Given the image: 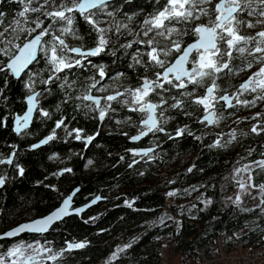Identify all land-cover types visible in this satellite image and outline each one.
Wrapping results in <instances>:
<instances>
[{"label": "trees", "instance_id": "16d2710c", "mask_svg": "<svg viewBox=\"0 0 264 264\" xmlns=\"http://www.w3.org/2000/svg\"><path fill=\"white\" fill-rule=\"evenodd\" d=\"M42 3L43 0H37L32 6L39 7ZM165 3L166 0H125L105 8V15L97 11L94 19L100 28L107 29L104 37L110 46L102 58L55 73L40 53L25 74L17 78L7 68L17 52L12 45L21 46L31 36L24 32L14 39L12 29L23 6L18 0H0V13L4 14L0 18V32L8 29L5 38L12 41L9 55L0 52L3 69L0 70V160L6 161L0 163V177L6 179L0 188V232L47 214L72 188L80 187L76 199L83 204L97 195L102 197L81 214H70L56 222L46 234L25 233L14 239V243L48 242L54 252L65 249L69 242L85 243L83 248L65 251L58 262L45 260L44 264H160L164 244L172 257L190 258L197 256L200 249L211 247L218 234L225 236L230 249L253 245L264 251V203H261L264 196L260 192V202L250 207L227 198L241 182V171L237 173L236 169L264 160V131H251L254 125L264 128V100L255 99L258 93L242 94L240 100H255L254 105L236 104L219 111L217 122L209 125L202 120L203 105L194 103V99L205 95L211 80L206 79L200 86L189 84L186 89L165 83L167 91L158 88L150 95L158 103L161 97L167 100L164 111H160L165 133L158 132L147 139L148 144H157L154 157L134 164L129 158L131 137L143 127L140 122L129 120L134 113L128 110L129 104L123 103L131 98L126 90L140 87L144 78L156 79L155 73L161 69L149 63L146 55L149 49L138 50L128 45L132 34L143 31L141 23ZM37 18L43 21L42 27L52 24L50 18L35 12L28 13L22 26L35 28ZM206 19L202 17L200 21ZM60 26L54 25L44 41L61 35ZM73 28L78 38L62 36L65 42L85 48L98 44L99 33L78 13ZM131 30L135 32L130 33ZM39 31L36 29V33ZM3 47L0 43V48ZM67 55L82 59L75 53ZM176 55L172 53L168 61ZM246 63L247 60L237 56L232 61V72L225 70L217 79V91L233 92ZM257 65L253 63L252 68ZM101 68L106 88L111 93H124L115 102L120 103L122 111H110L103 120L99 111L93 114L82 111L84 106H92L83 97L94 82L101 81ZM36 90L40 93L34 121L17 133L14 119L26 110V96ZM185 92L193 95H184ZM176 101H182V106L171 107ZM61 116L84 126L83 136L92 138L86 150L73 149L77 132L71 136L65 132V136L56 138L60 130L47 145L32 148L54 132L56 120ZM179 129L186 131L177 136ZM132 150L134 153L135 146ZM12 156L13 163H7ZM66 162L71 171L60 175L59 169ZM21 168L23 174L19 172ZM250 169L251 182L259 188L258 185L264 184V168L253 164ZM11 242V239L0 241V254L7 253ZM129 244L131 247L113 258L118 248Z\"/></svg>", "mask_w": 264, "mask_h": 264}, {"label": "snow or ice", "instance_id": "6c2138e0", "mask_svg": "<svg viewBox=\"0 0 264 264\" xmlns=\"http://www.w3.org/2000/svg\"><path fill=\"white\" fill-rule=\"evenodd\" d=\"M23 6L22 10L18 12V17L14 23L15 28L12 29L14 33V39H19L21 33L27 32L29 36L36 33V29L40 31L32 36L30 40L23 44L21 47L19 44L12 45L11 40L5 38L4 32H0V43H3L5 47L0 48V52L4 55H9L11 49L8 47L12 45L18 52L13 55L7 64V68L12 71L16 76H20L37 59L38 52L43 53L47 59L48 64L55 73H60L65 69H71L81 65L80 59H73L67 53H76L81 57L96 56L104 51L108 41L104 37L107 29L100 28L98 21L94 19L97 11L102 12L107 7L108 0H62L61 3L56 4V0H43V3L39 7H33L37 0H18ZM258 3L261 7L258 14L264 17V0H166V3L162 8L150 15L143 21V35L150 38L147 40H138L135 43L146 44L149 48L146 55L148 61L152 66L158 67L161 71L155 73L156 79L149 80L144 78L143 83L136 89H128L126 93L131 97V100H124V104L131 103L133 105L130 108L131 111H139L146 115L145 119L141 120V124L145 130H141L138 136L132 137L133 140H139L142 136L147 135L150 132L159 131L163 132L164 129L159 127L158 118L156 115L157 109L167 104V100L163 97L160 99V103H153L149 97L156 90L167 89L164 88V84L171 85L178 89H186L189 84L194 86H200L204 84L206 79L211 80V84L207 86L204 96L195 97L194 103L203 105L206 112L209 114L204 117V120L209 124L216 123L214 119L215 112L211 111L215 107L217 100H223L231 107L232 98L229 95H222L217 97L215 95L218 85L216 83L220 75L227 70L232 72V61L238 57L247 60V63L243 65L244 68H252L253 63L260 64L258 71L254 72L248 77L242 84H240L237 94L236 103L243 104L245 106L254 105L255 100H240L239 94L244 92L258 93L255 97L256 100H264V30L257 32L255 35L245 36L241 34V27L245 24L240 19V15L247 10L249 16L256 14V10L253 9V4ZM52 5L51 11H46L48 5ZM40 12L46 18L52 20L47 28L42 27L43 21L37 18L35 28L27 29L22 26V21L27 22L28 13ZM82 16L93 28L99 33L98 44L95 48L84 51L79 47H69L65 40L61 38L65 35H72L76 37L75 30L73 28L75 14ZM3 13H0V18L3 17ZM110 15V13H109ZM202 17L207 18L206 23L195 24L194 22L200 20ZM131 19V17H129ZM2 23V19H0ZM193 24L194 26L190 30L181 31L177 25L180 24ZM257 23H264V20L257 21ZM60 24L59 31L61 35H53L51 41L45 42L43 38L50 35V29ZM247 27H254V24L247 22ZM127 27V25H123ZM193 35L196 40L188 44L186 47H182L180 39L173 40L172 37H183L185 35ZM78 38V37H76ZM165 41H171L169 47L166 43L161 45L160 39ZM131 47V44L128 45ZM173 52L179 53L174 62L169 63L168 57ZM251 57L252 59H248ZM191 58V59H190ZM140 61L137 60V63ZM191 65V67H186ZM3 70V69H0ZM100 77L103 79L105 72L103 68L99 71ZM51 80V77L49 78ZM161 80L164 83H161ZM97 82H94L91 87H95ZM30 87V85H26ZM104 91L105 89H100ZM124 93L116 92L114 95H108L104 99L107 101L116 100ZM184 95L192 96V92H185ZM84 100L92 101L97 107L100 105V99L92 96L85 95ZM182 101H176L171 105L173 108L181 107ZM28 110L23 117L16 118L15 130L19 133L22 128H26L29 120L31 119L33 109L35 107V95L28 96ZM44 116H48L47 112H43ZM106 112L103 108L99 111V116L103 119ZM163 116V112L160 113ZM259 116V113L257 114ZM63 124V121L57 123L56 127L59 128ZM77 133L79 130H76ZM186 129H179L177 136L182 135ZM252 132L258 133L264 131V128L253 126ZM233 138L235 133L233 132ZM55 133L48 136L46 140L41 143H47L49 140L54 139ZM80 139L79 134L76 136ZM89 140L92 138L89 137ZM219 141H217V145ZM33 147H39L34 145ZM151 151V149L147 150ZM147 152H145V155ZM6 161L0 160V163ZM11 163V160L7 161ZM91 163V161H89ZM257 166L264 168V161L256 162ZM65 171H71L66 169ZM191 171V169H189ZM237 173L240 171L250 172V166L245 165L243 169H236ZM20 174H23V169H19ZM248 185L244 182L240 183L242 191H248L249 187H257L251 183L252 177H248ZM5 183V179L0 177V185ZM261 195L264 196V184L258 185ZM175 193H169L174 195ZM100 198L97 197L96 200ZM72 196H68L64 199L62 206L54 210L47 217L36 220L31 224L21 225L12 232L6 233L8 237L15 236L20 232L31 231L36 233H44L48 231V228L53 222L61 220L63 217L70 215ZM240 196L236 197L235 203H239ZM95 203V201H93ZM264 203V199L261 200ZM84 211L82 208L72 209V212L80 213ZM85 247L84 242L67 243L65 249H61L59 252H54L52 248L46 247L39 241L35 243L21 242L9 248L7 253L0 255V264H44L45 260L58 262L65 251H71L73 249H79ZM131 245H125L123 248H118L113 253V258H116L118 254L124 251Z\"/></svg>", "mask_w": 264, "mask_h": 264}, {"label": "flooded vegetation", "instance_id": "af4514ba", "mask_svg": "<svg viewBox=\"0 0 264 264\" xmlns=\"http://www.w3.org/2000/svg\"><path fill=\"white\" fill-rule=\"evenodd\" d=\"M123 1H125V0H110V1H108L107 2V7L106 8H108L110 5H119V4H121V2H123ZM129 1H132V0H129ZM255 5V6H254ZM254 5H253V9L254 10H256V14H254V15H251V16H249L248 14H247V10L244 12V13H242L241 15H240V19L242 20V21H244L245 22V24L241 27V34L242 35H245V36H249V35H255L257 32H259V31H262V30H264V23H257V21H261V20H264V17H261L259 14H258V12H259V9H260V5L258 4V3H254ZM104 10H106L105 8H104ZM102 11L103 13H104V15L107 13L106 11ZM109 10V9H108ZM134 16L136 17L137 16V14H134ZM132 17H133V15H132ZM206 22H207V19H206ZM206 22H203L202 20L200 21V20H197V21H195L194 23L195 24H201V23H206ZM247 22H251V23H253L254 24V27H251V28H249V27H247L246 26V24H247ZM141 24H143V23H141ZM101 26H103V24H101ZM190 26V27H189ZM194 25H192V27H193ZM177 27L178 28H180L181 29V31H186L187 29H191L192 27H191V24L189 25V24H187V25H185V24H180V25H177ZM133 31V33L135 32L134 30H131L130 31V33ZM132 36H133V38H132V42H131V47L132 48H134V49H138V50H140V49H149L148 48V46L146 45V44H142V43H135V41H138V40H147V39H149L150 38V36H151V34H150V36L149 37H145L144 35H143V31L140 29L138 32H135V35H133L132 34ZM158 39H160V43H161V45H163V44H167L169 47L171 46V41H165L163 38H158ZM172 39L173 40H176V39H180L181 40V43H182V47H186L189 43H191L192 41H194V40H196V37L195 36H193V35H191V34H189V35H185V36H183L182 38L181 37H177V36H173L172 37ZM67 43V42H66ZM67 45L69 46V47H74V46H80V45H70L69 43H67ZM97 45H95L94 47H96ZM82 47V46H81ZM94 47H91V48H94ZM82 48H84V49H87V48H85V47H82ZM108 49H110V46L107 44L106 46H105V48H104V51H106V50H108ZM104 51H102L99 55H96V56H87V57H82V59H80L81 60V63H89V62H91V61H93L94 59H97V58H102V54H103V52ZM76 54V53H75ZM179 54V53H178ZM177 54V55H178ZM76 55H78V54H76ZM176 55V56H177ZM175 56V57H176ZM81 56L80 55H78V58H80ZM174 57V58H175ZM248 58H250V57H248ZM191 59V58H190ZM252 59V58H251ZM174 60V59H173ZM173 60L172 61H170L169 63H171V62H173ZM33 65V64H32ZM189 67H191V65H188ZM103 67V66H102ZM257 67H260V64L259 65H257L255 68H257ZM255 68H252V69H250V70H245V71H241L240 72V75H241V78L239 79V83H237L238 85L236 86V88L234 89V91L232 92V91H222V92H219V91H217L216 90V92H215V95L217 96V97H219V96H222V95H229V96H233V98H232V105L234 106V105H236L237 103H236V99H237V94H238V89H239V86H240V84H242L245 80H247L248 79V77L249 76H251L254 72H256V71H258V70H256ZM104 78H106V76L105 77H103V79L101 78V81L100 82H98V83H96V86L93 88V87H90V89H89V91L87 92V94L86 95H92V96H96V97H99V99H100V105H99V107H97L92 101H90L91 103H92V106L91 107H88L87 105L86 106H84L83 108H82V111H90L92 114L94 113V111H100V109L101 108H103L104 110H105V112H106V115L110 112V111H122L121 109H120V103H115V102H117L116 100H118V98L116 99V100H113V101H107L106 99H104L105 97H107L108 95H114L116 92H120L121 93V91H115L114 93H111L107 88H106V86H105V84H104ZM97 82V81H96ZM100 89H105L104 91H101ZM249 92H244L243 93V95H245V94H248ZM200 96H204V95H199L198 97H200ZM240 96H242V94H239V96H238V98L240 97ZM149 99L153 102V103H156V104H159L158 102H155L154 100H152L150 97H149ZM128 100H131V98H129ZM89 101V100H88ZM118 107H117V106ZM133 107V105L131 104V103H129V107H128V110L129 111H131L130 110V108H132ZM228 109H230V107H227L226 106V102L225 101H223V100H217L216 102H215V107L213 108V109H211V111H214L215 112V114H216V116H215V119H217V117H218V113H219V111H223V110H228ZM203 111H205V109H204V107H203V109H202ZM76 111H78V110H76ZM160 111H164V105L162 106V107H160V108H158L157 109V112H156V115H157V117H158V125H159V127H162V123H161V115H160ZM131 113H134V118H130L129 120H131V122H140V124H141V120L142 119H145L146 118V115L144 114V113H141V112H139V111H131ZM206 113V111L202 114V115H204ZM22 114V113H21ZM105 115V116H106ZM35 116H36V113H35ZM35 116H34V118H35ZM70 118V117H69ZM71 119V118H70ZM103 119H105V117L103 118ZM103 119H101V120H103ZM33 121H34V119H33ZM60 121H63V124L61 125V127H59V128H57L56 127V125H57V123L58 122H60ZM33 123V122H32ZM141 127H143V129L142 130H145L146 131V129L144 128V126L141 124ZM163 128V127H162ZM54 133L56 134L57 133V131L58 130H60V132L58 133V135L56 136V138L59 136V138H60V136L62 137V136H65L66 135V133L65 132H67V135L68 136H71L72 135V133L74 132V133H76L77 131L76 130H79V132L78 133H76V136H77V134H79V136H80V139H77L76 137H75V139H77L76 141H75V144H74V146H73V149H75V148H79V149H82L83 150V152L86 150V148L88 147V145H90L91 144V141L87 138V137H84L83 136V132H84V126L83 125H80V124H74V123H72L71 122V120L70 121H68L67 119H66V116H61L60 117V119L58 118L57 120H56V124L54 125ZM23 131V130H22ZM22 131H20V132H22ZM165 129H164V131L162 132V133H165ZM19 132V133H20ZM141 132V131H140ZM140 132L139 133H137V134H135V135H133L132 137H134V136H138L139 134H140ZM158 132L159 131H154V132H150L151 133V136H150V138H148L149 137V134L150 133H148L147 135H145V136H142L139 140H133L132 139V137H131V143H130V146H129V148H131L130 149V157L129 158H132V164H134L136 161L138 162V161H142L143 159H153V157H154V151H155V149L157 148V144H153V143H150V144H148L149 142H147L148 140L147 139H152L151 137H153V136H155V135H157L158 134ZM53 133H51V135H52ZM48 137V136H47ZM45 138V137H44ZM50 141V140H49ZM48 141V142H49ZM57 141V140H56ZM85 141V144L83 143ZM47 142V143H48ZM47 143L45 144V145H47ZM72 146V145H71ZM71 146H70V143H69V145H68V147L69 148H71ZM135 146V150H134V153H133V147ZM141 148H145V149H151V151H149V152H147V154L145 155V152H139L138 150L139 149H141ZM136 155H138V156H136ZM134 157H137V159L135 160L134 159ZM9 160H11V163L10 164H12L13 163V156L12 157H10L9 158ZM9 160H7V161H9ZM84 164H86V161L84 160ZM66 169H71V165H69L68 164V162H66V165L64 166V167H62V168H60L59 169V171H60V175H62L64 172H66L65 170ZM1 177H3V176H1ZM4 178V177H3ZM5 179V178H4ZM5 182H6V179H5ZM5 184V183H4ZM78 185H80V184H78ZM77 185V186H78ZM75 188H72V189H70V191L64 196V197H62L61 199H60V201L58 202V205L62 202V200L69 194V193H71L72 192V190H74ZM80 192V188H79V190H78V192L75 194V196H74V198H73V206H72V208H75V207H78V206H80V205H82L83 203L82 202H78L77 201V199H76V197H77V195H78V193ZM57 205V206H58ZM56 206V207H57ZM2 232V231H1ZM29 234V233H28ZM4 240V239H3ZM13 242H11L12 244L14 243V239H11ZM0 241H2V240H0Z\"/></svg>", "mask_w": 264, "mask_h": 264}, {"label": "built area", "instance_id": "2783aa9c", "mask_svg": "<svg viewBox=\"0 0 264 264\" xmlns=\"http://www.w3.org/2000/svg\"><path fill=\"white\" fill-rule=\"evenodd\" d=\"M160 254V264H264V251L253 245L230 249L223 234L216 235L213 245L200 249L195 257H172L165 244L160 249Z\"/></svg>", "mask_w": 264, "mask_h": 264}, {"label": "water", "instance_id": "95a60500", "mask_svg": "<svg viewBox=\"0 0 264 264\" xmlns=\"http://www.w3.org/2000/svg\"><path fill=\"white\" fill-rule=\"evenodd\" d=\"M108 1H110V0H108ZM37 34V33H36ZM35 35V34H34ZM33 35V36H34ZM32 38V36L30 37V38H28L27 40H25L22 44H21V47L23 46V44L24 43H26L28 40H30ZM43 40H44V38H43ZM195 41V40H194ZM194 41H192L191 43H193ZM191 43H189V44H191ZM74 47H79V48H82L81 46H74ZM95 48V47H94ZM90 49H93V48H87V49H84V48H82V50H84V51H87V50H90ZM16 54H18V52H16L15 53V55ZM39 54H40V52H38V54H37V59H38V57H39ZM179 55V54H178ZM177 55V56H178ZM176 56V57H177ZM175 57V58H176ZM175 58H174V60H175ZM36 59V60H37ZM35 60V61H36ZM174 60H173V62H174ZM10 61V60H9ZM34 61V62H35ZM33 62V63H34ZM9 63V62H8ZM7 63V64H8ZM32 63V64H33ZM32 64H30L29 65V67L27 68V69H25V71H27L30 67H31V65ZM186 67H189L188 65H186ZM24 71V72H25ZM24 72H22L21 74H20V76H16L17 78H19V77H21L22 76V74L24 73ZM39 91L38 90H36V91H33V92H31L29 95H27L26 96V101H27V108H26V110L22 113V114H17L16 115V117H15V119H14V129L16 128V118L17 117H23L24 116V114L27 112V110H28V107H29V105H28V96H30V95H35V107H34V109H33V112H32V116H31V119L29 120V122H28V125H27V127L26 128H28V127H30L31 125H32V122H33V119H34V116H35V113H36V110H37V108H38V106H39V100H38V96H39ZM96 97V96H95ZM231 98H233V96H230ZM97 98H99V97H97ZM227 107H229L228 105H227ZM214 112V111H213ZM209 113L208 112H206L203 116H202V120H204V117L206 116V115H208ZM215 116H216V114H215ZM158 118V117H157ZM214 119H215V117H214ZM209 124V123H208ZM209 125H212V124H209ZM26 128H22L21 129V131L22 130H24V129H26ZM17 132V131H16ZM18 133V132H17ZM47 139V137H45V138H42L41 140H39L38 142H36L34 145H39V147L40 146H42V145H45L46 143H41V141H44V140H46ZM33 145V146H34ZM32 148H38V147H32ZM147 150H149L148 148L147 149H145V148H141V149H139L138 151L139 152H149V151H147ZM4 186V184L3 185H0V188L1 187H3ZM79 188L80 187H76L74 190H72V192L71 193H69L64 199H66L68 196H72V201H71V206H70V213L71 214H81L82 212H80V213H75V212H72V209H76V208H82V209H84V211L88 208V207H90V206H92V205H94V204H96V203H98V201H100L101 199H102V197L100 196V195H97V196H95V197H93L89 202H87V203H85V204H82V205H80V206H78V207H75V208H72V206H73V198H74V196H75V194L78 192V190H79ZM97 197H99L100 199L99 200H96V198ZM64 199L62 200V202L57 206V207H55L53 210H51L50 212H48L47 214H45V215H41V216H38V217H35V218H32V219H29V220H25V221H22V222H20V223H18V224H15V225H13V226H11L10 228H8L7 230H5V231H2V232H0V240H3V239H15V238H18V237H20V236H22L23 234H25V233H36V232H31V231H24V232H20L19 234H17V235H15V236H12V237H8V236H6L5 234L6 233H9V232H12L13 230H15V229H17L18 227H20L21 225H25V224H31V223H33L34 221H36V220H40V219H43V218H45V217H47L48 215H50L54 210H56V209H58L59 207H61L62 206V203H63V201H64ZM93 201H95V203H93ZM69 216V215H68ZM66 217V216H65ZM65 217H63L62 219H64ZM61 219V220H62ZM60 221V220H59ZM56 222H58V221H55V222H53V224H51L50 226H49V228H48V231H46V232H44V233H41V234H46V233H48L49 231H50V229L52 228V226L56 223Z\"/></svg>", "mask_w": 264, "mask_h": 264}, {"label": "rangeland", "instance_id": "374dc122", "mask_svg": "<svg viewBox=\"0 0 264 264\" xmlns=\"http://www.w3.org/2000/svg\"><path fill=\"white\" fill-rule=\"evenodd\" d=\"M61 1H56V4H59L61 3ZM48 11H51L52 10V5H48ZM174 53V52H173ZM178 54V53H177ZM256 70L259 69V67L255 68ZM264 161V160H263ZM259 162V161H258ZM253 164H256V162L254 163H251L249 164L248 166H252ZM250 172H244V171H241L240 173V176H241V182H244L246 184V186L248 185L249 181H248V177H249ZM240 182V183H241ZM252 183V182H251ZM237 196H240V201L238 204H241L242 206H245V207H250V206H253V205H256L260 202L261 198H260V189L257 188V187H249L248 191H242L241 188H240V184L234 189L232 190L227 198L228 200L230 201H236V197ZM20 242H16V243H13L11 245V247H13L14 245L16 244H19ZM41 243V242H40ZM41 244H44L46 247H49V244L48 242H45V243H41ZM168 250V249H167ZM169 251V250H168ZM0 255H3V254H0Z\"/></svg>", "mask_w": 264, "mask_h": 264}, {"label": "bare ground", "instance_id": "6f19581e", "mask_svg": "<svg viewBox=\"0 0 264 264\" xmlns=\"http://www.w3.org/2000/svg\"><path fill=\"white\" fill-rule=\"evenodd\" d=\"M25 74V73H24ZM86 213V212H85Z\"/></svg>", "mask_w": 264, "mask_h": 264}]
</instances>
